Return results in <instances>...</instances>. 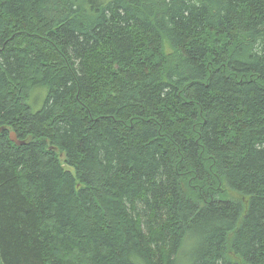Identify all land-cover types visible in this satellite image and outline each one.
<instances>
[{"label":"trees","instance_id":"16d2710c","mask_svg":"<svg viewBox=\"0 0 264 264\" xmlns=\"http://www.w3.org/2000/svg\"><path fill=\"white\" fill-rule=\"evenodd\" d=\"M0 264H264V0H0Z\"/></svg>","mask_w":264,"mask_h":264},{"label":"rangeland","instance_id":"374dc122","mask_svg":"<svg viewBox=\"0 0 264 264\" xmlns=\"http://www.w3.org/2000/svg\"><path fill=\"white\" fill-rule=\"evenodd\" d=\"M44 96H45V89H43V91L42 89H38L32 93V95L29 98V104L32 106L33 110H37L40 108ZM35 98L37 99L35 100Z\"/></svg>","mask_w":264,"mask_h":264},{"label":"water","instance_id":"95a60500","mask_svg":"<svg viewBox=\"0 0 264 264\" xmlns=\"http://www.w3.org/2000/svg\"><path fill=\"white\" fill-rule=\"evenodd\" d=\"M9 138L11 141H13L14 143H16L17 145L23 144L24 141L23 140H19L16 136V134L14 132H10L9 133Z\"/></svg>","mask_w":264,"mask_h":264}]
</instances>
